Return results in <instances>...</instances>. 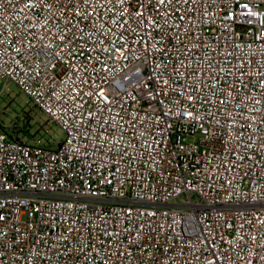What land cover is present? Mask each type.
<instances>
[{
    "label": "built area",
    "instance_id": "built-area-1",
    "mask_svg": "<svg viewBox=\"0 0 264 264\" xmlns=\"http://www.w3.org/2000/svg\"><path fill=\"white\" fill-rule=\"evenodd\" d=\"M0 81V264H264V0H0Z\"/></svg>",
    "mask_w": 264,
    "mask_h": 264
},
{
    "label": "rangeland",
    "instance_id": "rangeland-1",
    "mask_svg": "<svg viewBox=\"0 0 264 264\" xmlns=\"http://www.w3.org/2000/svg\"><path fill=\"white\" fill-rule=\"evenodd\" d=\"M0 130L21 141L56 149L63 131L40 112L30 98L10 82L0 81ZM22 131L31 135L25 137Z\"/></svg>",
    "mask_w": 264,
    "mask_h": 264
},
{
    "label": "trees",
    "instance_id": "trees-1",
    "mask_svg": "<svg viewBox=\"0 0 264 264\" xmlns=\"http://www.w3.org/2000/svg\"><path fill=\"white\" fill-rule=\"evenodd\" d=\"M22 133L24 134L25 137H31V135H30L29 133L25 132V131H22ZM8 136H9L10 138L15 137V138L19 139L17 136H13L12 134H8ZM19 140H20V139H19Z\"/></svg>",
    "mask_w": 264,
    "mask_h": 264
}]
</instances>
